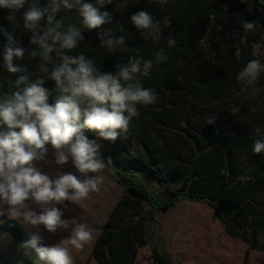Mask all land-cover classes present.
<instances>
[{
	"label": "trees",
	"instance_id": "1",
	"mask_svg": "<svg viewBox=\"0 0 264 264\" xmlns=\"http://www.w3.org/2000/svg\"><path fill=\"white\" fill-rule=\"evenodd\" d=\"M249 3L250 11L241 0H168L165 5L129 0L121 10L115 9L114 2L102 11L112 13L113 19L119 16L118 27L107 28L126 37L125 50L109 52L92 30L76 52L68 53H83L101 71L113 73L117 64L127 63L130 57L153 58L162 47L169 57L143 79L145 87L156 90L158 100L138 106L140 115L133 119L128 139L100 141L103 155L112 159L109 166L123 194L93 247L91 257L99 264H136L139 248L148 242L159 264H175L170 253L153 240L152 225L158 222L157 212L182 200L209 203L229 235L244 240L250 249L264 251V153L252 152L254 141L264 140V79L258 82L260 92L251 98L237 80L246 63L257 59L254 43L264 44V4ZM141 10L157 20L170 19L160 38L144 40L130 23L131 15ZM241 20L256 21V31L245 32ZM169 38L176 44L169 45ZM16 39L29 46V37ZM5 42L0 36V83L7 90L11 75L3 68ZM31 61L28 68L35 65ZM45 86L54 89V81ZM209 116L216 117L214 124L207 123ZM256 128L261 129L260 137L255 135ZM86 135L97 139L94 132ZM0 220L4 221L0 229L16 239L30 238L20 222ZM248 256L249 251L246 261Z\"/></svg>",
	"mask_w": 264,
	"mask_h": 264
},
{
	"label": "clouds",
	"instance_id": "2",
	"mask_svg": "<svg viewBox=\"0 0 264 264\" xmlns=\"http://www.w3.org/2000/svg\"><path fill=\"white\" fill-rule=\"evenodd\" d=\"M114 2L116 10L129 5V0H46L43 6L41 0H0V8L8 10L6 18L13 24L12 31L0 26L6 38L3 68L17 76L6 81L7 90L0 83V217L36 229L20 242L0 231V255H9L12 264H74L73 250L94 243L96 229L78 217H66L65 211L100 191L101 173L112 163L111 157L103 155L100 141L128 139L132 121L140 115L138 106L158 100L156 90L145 87L143 79L154 65L169 59L165 48L153 58L130 57L127 63L117 64L114 73L101 71L83 53L68 54L79 47L83 33L92 30L109 52L125 50L126 37L104 27L113 23V15L102 9ZM155 2L165 5L168 0ZM241 3L251 10L249 0ZM22 9L21 24L16 14ZM67 11H74L79 22L61 15ZM130 23L144 40L160 38L162 29L171 25L167 16L157 20L144 10L132 14ZM240 23L245 32L257 29L256 21ZM21 26L31 33L29 44L36 46L31 50L14 35ZM123 31L120 26L119 32ZM167 42L176 44L174 38ZM26 53L29 60H38L34 71L16 63ZM262 74L264 63L259 59L249 60L238 72L241 91L249 98L260 92ZM49 80L54 81V89L45 86ZM206 119L209 125L216 121L215 116ZM88 131L97 139H90ZM255 135H262L260 128ZM252 152L264 153V140L256 139ZM69 162L75 172L63 170ZM41 226L49 234L68 231L69 235L47 246L42 243Z\"/></svg>",
	"mask_w": 264,
	"mask_h": 264
},
{
	"label": "rangeland",
	"instance_id": "3",
	"mask_svg": "<svg viewBox=\"0 0 264 264\" xmlns=\"http://www.w3.org/2000/svg\"><path fill=\"white\" fill-rule=\"evenodd\" d=\"M254 54L264 63L263 43H254ZM34 64L29 67L30 71L35 70L36 63ZM10 75L14 81L16 75ZM261 79H264V74ZM63 170L75 172L70 162ZM101 174L104 176V183L100 191L93 193L90 199L83 201L79 206L70 204L65 211L66 217H78L80 221L95 228V235L123 194V186L115 179L110 166ZM149 184L159 189L157 185ZM148 208L146 204V209ZM156 214L158 222L152 225L153 240L162 250L170 253L175 264H243L242 254H245L247 248L245 241L228 234L225 224L218 217L217 209L209 203L182 200L171 209ZM68 235V231L58 232L54 242L57 243ZM91 250L92 245L82 250H73L74 264H98L91 257ZM152 253L150 242L141 246L136 264H159L153 259ZM250 256L257 264H264V251H251L248 260ZM248 260L245 259L244 264H247Z\"/></svg>",
	"mask_w": 264,
	"mask_h": 264
},
{
	"label": "crops",
	"instance_id": "4",
	"mask_svg": "<svg viewBox=\"0 0 264 264\" xmlns=\"http://www.w3.org/2000/svg\"><path fill=\"white\" fill-rule=\"evenodd\" d=\"M41 3H42V6H43V4L46 3V0H41ZM26 8H27V5H26ZM22 12H23V10H21L20 13H17V14H16V15H17V22H18V23H21V24H22V21H21L20 18H21ZM8 14H9V12H8L7 9L0 8V26H2V27H4V28L8 29L9 31H12V30H13V24L10 23V22L7 20V18H6V17L8 16ZM61 15H63V16H65V17L69 18V20H70L71 22H73V23H78V22H79V17L76 15V13H75L74 11L63 12V13H61ZM118 22H119V16H116V19H115V18L113 19V23H112V24H113V25H116V28H117V27H118ZM104 27L107 28V27H109V25H105ZM90 32H92V31H90ZM90 32H85V33H83V35H85V34L91 35ZM14 35H15V37H17V36H27V37L30 38L31 33H30V32H26V31H24V30L22 29V26H21V27H19V28H17V29L15 30ZM0 36H1V37H4L2 33H0ZM23 47H25V48L28 49V50H31L32 48H34V47H36V46H34V45H30V44H29L28 47H27V46H23ZM74 52H76V50H75ZM26 55H27V53H26ZM26 55H25V56H26ZM27 57H28V56H27ZM34 62L37 64V63H38V60H35ZM16 63H17V64H20V65H27V67H28L30 64H32V61L29 60V59L27 58V61H26V59H23V60H18V61H16ZM49 67H51V65H49ZM115 71H116V70H114V72H115ZM113 171H114V170H113ZM114 175H115V178H116V174H115V172H114ZM117 202H118V201H117ZM114 206H115V205H114ZM114 206H113V207H114ZM112 209H113V208H112ZM112 209H111V210H112ZM110 212H111V211H110ZM110 212H109V214H110ZM109 214H108V216H109ZM108 216H107V218H108ZM107 218H106V220H107ZM106 220H105V222H106ZM105 222H104V223H105ZM103 225H104V224H103ZM103 225H102V227H103ZM24 227H25V226H24ZM102 227L100 228V230H99L98 233L96 234V237H97V238L95 239L94 243L92 244V250H93V247H94V245H95V243H96V241H97V239H98V237H99V235H100V233H101ZM25 229H26L30 234L35 233V232L33 231L32 228H27V227H25ZM0 231L8 232V231L3 230V229H0ZM40 232H41V235H42V237H43L42 243H44V244L47 245V246H51V245H53V244L55 243L54 241H56V234H49V233H47L46 231L43 230V227H42V226H41ZM8 233H10V232H8ZM10 234L12 235V237L14 238L15 241L20 242V240L16 239L12 233H10ZM245 243H246V242H245ZM246 246H247V248H246L245 254H244V253L242 254V257H243V264H244V262H245L246 254H247L248 251H249V255H250V252H251V251H256V252L258 251V250H255V249H250L248 243H246ZM92 250H91V253H92ZM13 255H14V254H13ZM93 258H94V257H93ZM94 259H95V258H94ZM95 260H96V259H95ZM96 261H97V260H96ZM97 263H98V261H97ZM0 264H12V261L10 260L9 255H0ZM98 264H99V263H98ZM245 264H246V263H245ZM247 264H257V263H256L255 261H253L252 258H251V256H250V257H249V260H248V262H247Z\"/></svg>",
	"mask_w": 264,
	"mask_h": 264
}]
</instances>
